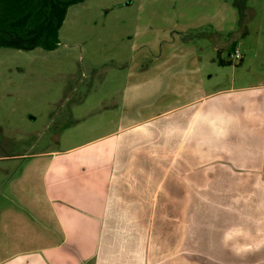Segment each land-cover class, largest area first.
Wrapping results in <instances>:
<instances>
[{"label":"crops","instance_id":"crops-1","mask_svg":"<svg viewBox=\"0 0 264 264\" xmlns=\"http://www.w3.org/2000/svg\"><path fill=\"white\" fill-rule=\"evenodd\" d=\"M140 76L73 118L56 148L0 165V264H218L175 257L177 219L185 228L201 199L264 217V82L145 114Z\"/></svg>","mask_w":264,"mask_h":264},{"label":"rangeland","instance_id":"rangeland-1","mask_svg":"<svg viewBox=\"0 0 264 264\" xmlns=\"http://www.w3.org/2000/svg\"><path fill=\"white\" fill-rule=\"evenodd\" d=\"M236 1L84 0L69 7L55 49L0 47V165L56 148L73 118L97 100L122 101L137 73L145 86L134 110L145 114L218 88L264 82V0H246L242 9ZM236 46L238 59L231 56ZM206 188L217 189L211 182ZM201 200L191 206L187 230L177 219L175 257L264 264L263 214L253 208L232 217L239 212L231 202Z\"/></svg>","mask_w":264,"mask_h":264},{"label":"trees","instance_id":"trees-1","mask_svg":"<svg viewBox=\"0 0 264 264\" xmlns=\"http://www.w3.org/2000/svg\"><path fill=\"white\" fill-rule=\"evenodd\" d=\"M82 1L0 0V47L55 49L69 7ZM238 1L242 9L246 0Z\"/></svg>","mask_w":264,"mask_h":264},{"label":"built area","instance_id":"built-area-1","mask_svg":"<svg viewBox=\"0 0 264 264\" xmlns=\"http://www.w3.org/2000/svg\"><path fill=\"white\" fill-rule=\"evenodd\" d=\"M232 58H240L242 57V54L240 53V50L239 49H235L234 52L231 54Z\"/></svg>","mask_w":264,"mask_h":264}]
</instances>
